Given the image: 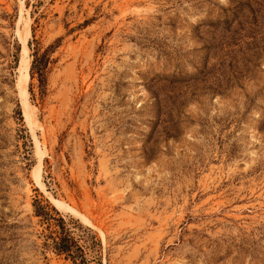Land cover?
Listing matches in <instances>:
<instances>
[{"label": "rangeland", "instance_id": "rangeland-1", "mask_svg": "<svg viewBox=\"0 0 264 264\" xmlns=\"http://www.w3.org/2000/svg\"><path fill=\"white\" fill-rule=\"evenodd\" d=\"M0 264H264V0H0Z\"/></svg>", "mask_w": 264, "mask_h": 264}, {"label": "trees", "instance_id": "trees-1", "mask_svg": "<svg viewBox=\"0 0 264 264\" xmlns=\"http://www.w3.org/2000/svg\"><path fill=\"white\" fill-rule=\"evenodd\" d=\"M48 52L45 51L42 54H38L37 50L34 51L32 55V62L30 66V79L33 78V76L37 77V81L39 84V88L41 89V92L43 91L45 84H46V74H47V66L49 64V58H48ZM38 210H43V208H37L35 211L37 216L44 215V218H48V214L43 212L42 214ZM49 219V218H48ZM47 220V219H45ZM59 230H58V238L57 240H53V247L54 251L57 254H65L68 257H71L70 255L73 252V249L76 248L75 242L72 238L69 236L68 230L65 228V223L62 220H59Z\"/></svg>", "mask_w": 264, "mask_h": 264}, {"label": "bare ground", "instance_id": "bare-ground-1", "mask_svg": "<svg viewBox=\"0 0 264 264\" xmlns=\"http://www.w3.org/2000/svg\"><path fill=\"white\" fill-rule=\"evenodd\" d=\"M26 67H27L26 47L24 45V42H22V51H21L20 66H19L20 72H19V75H18L17 83H18V87H19V97L21 99L20 102H21V106H22L23 116H24L26 122L28 124H30L31 116H30V113H29V110H28L29 105H28V102H27V95H26V91H25V86H26V82H27V74L25 72ZM38 169H39V166H37V168H36V173H38ZM37 175L35 177L36 178V183H39ZM54 203H55V206L57 207V209L59 211H61L63 213L72 212L70 209L66 208L65 206H63L61 204H58L55 201H54Z\"/></svg>", "mask_w": 264, "mask_h": 264}]
</instances>
